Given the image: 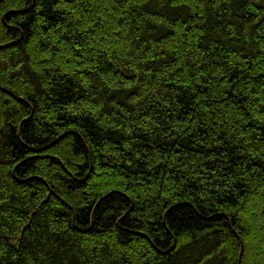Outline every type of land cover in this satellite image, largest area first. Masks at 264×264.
I'll list each match as a JSON object with an SVG mask.
<instances>
[{"label":"trees","instance_id":"16d2710c","mask_svg":"<svg viewBox=\"0 0 264 264\" xmlns=\"http://www.w3.org/2000/svg\"><path fill=\"white\" fill-rule=\"evenodd\" d=\"M0 264H264L262 0H0Z\"/></svg>","mask_w":264,"mask_h":264},{"label":"rangeland","instance_id":"374dc122","mask_svg":"<svg viewBox=\"0 0 264 264\" xmlns=\"http://www.w3.org/2000/svg\"><path fill=\"white\" fill-rule=\"evenodd\" d=\"M262 3H263V5H264V0H262Z\"/></svg>","mask_w":264,"mask_h":264}]
</instances>
